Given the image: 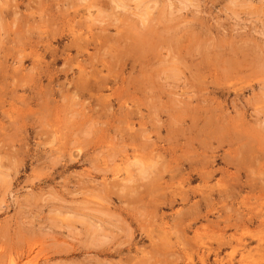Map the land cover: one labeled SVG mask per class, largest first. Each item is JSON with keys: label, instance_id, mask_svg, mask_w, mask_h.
<instances>
[{"label": "rangeland", "instance_id": "1", "mask_svg": "<svg viewBox=\"0 0 264 264\" xmlns=\"http://www.w3.org/2000/svg\"><path fill=\"white\" fill-rule=\"evenodd\" d=\"M0 264H264V0H0Z\"/></svg>", "mask_w": 264, "mask_h": 264}, {"label": "bare ground", "instance_id": "2", "mask_svg": "<svg viewBox=\"0 0 264 264\" xmlns=\"http://www.w3.org/2000/svg\"><path fill=\"white\" fill-rule=\"evenodd\" d=\"M140 50H141V48H140ZM137 51H138V50H137ZM142 51H143V50H142ZM134 53H137V52H134ZM131 55H132V54H131ZM133 57H134V56H133ZM136 57H137V56H136ZM136 57H135V59H136ZM142 161H144V160L142 159ZM155 161H156V160H155ZM156 162H157V161H156ZM138 163H139V161H138ZM140 163L143 165L144 162H143V163L140 162ZM153 164H154V163H153ZM139 165H140V164H139ZM144 165H145V164H144ZM143 167H144V166H143ZM152 167H153V166H152ZM147 168H148V167H147ZM150 168H151V166H150ZM143 169H145V167H144ZM148 169H149V168H148ZM141 170H142V169H141ZM146 170H147V169H146ZM146 170H145V171H146ZM143 171H144V170H142L141 172L144 173ZM154 171H155V170H154ZM146 174H147V176H149L148 172H147ZM147 176H146V177H147ZM149 178H150V177H149ZM149 180H150V179H149ZM149 183H152V182L150 181ZM149 183H148V185H150ZM148 185H147V186H148Z\"/></svg>", "mask_w": 264, "mask_h": 264}]
</instances>
